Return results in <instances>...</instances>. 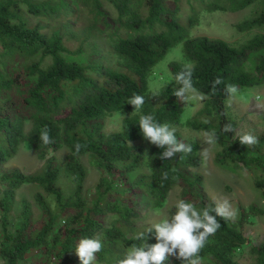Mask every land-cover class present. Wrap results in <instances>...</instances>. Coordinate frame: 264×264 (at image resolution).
I'll return each mask as SVG.
<instances>
[{
    "label": "trees",
    "instance_id": "1",
    "mask_svg": "<svg viewBox=\"0 0 264 264\" xmlns=\"http://www.w3.org/2000/svg\"><path fill=\"white\" fill-rule=\"evenodd\" d=\"M91 1L95 24L75 30L68 21L74 13L68 0H0L1 264H25L32 251L44 253L48 264L52 257L56 264H76L75 247L82 238L102 242L97 264H117L132 244L141 243L135 239L136 234L151 225L142 222L143 198L153 210H160L172 189L180 187V200L193 203L197 209L215 206L206 193L203 174L196 171L201 166L200 143L176 131L177 139L191 145L192 152L161 160L164 149L144 139L138 124L141 114H152L160 123L175 128L181 125L185 101L173 95L175 89L152 92L148 87L153 68L178 44H183V61L169 64L173 77L184 65L194 66V87L206 97L200 111L186 123L187 128L203 133L215 130L220 149L215 162L251 172L255 188L264 197V132L255 135L258 145H241L239 124L230 114L225 93L227 84L236 85L239 91L264 84V0H194L201 9L191 5L185 23L180 19L179 6L171 8L166 0H144L141 7H134L135 0H109L118 13L117 32L108 36L107 53L96 48L86 64L66 57L82 55L85 49L71 51L65 38L88 42L96 33L104 32L99 29L102 22L106 30L111 28L102 4ZM254 4L260 6L256 16L236 28L239 32H263L245 44L234 46L219 38L191 36L201 12L234 13ZM26 14L57 25L49 34L40 23L32 24ZM259 53L255 69L249 71L246 64ZM217 77L223 83L213 93L212 83ZM135 94L145 98L141 111H134L127 103ZM120 111L133 113L124 118L120 131L106 133L105 120ZM225 124H231L234 131L223 132ZM45 127L54 141L49 145L39 139ZM22 144L31 146L44 161L38 173L4 168ZM76 144L81 145L78 153ZM63 148L69 151L64 165L48 158L50 151ZM80 155H90L92 164L102 172L91 201L84 196L87 172ZM164 172H168V179H163ZM62 173L74 187L69 197L58 185ZM133 174L136 177L131 180ZM34 184L53 203L41 193L35 195L41 210L36 223L31 203L23 199L17 222L13 219L17 191ZM258 214L251 207L241 209L235 222L217 217L221 228L208 237L201 260L237 264V252L248 243L244 226ZM110 216L112 220L106 223ZM146 242L156 243L154 232L148 234ZM250 254L255 264H264V243L252 246ZM166 263L183 264L175 257H169Z\"/></svg>",
    "mask_w": 264,
    "mask_h": 264
},
{
    "label": "rangeland",
    "instance_id": "2",
    "mask_svg": "<svg viewBox=\"0 0 264 264\" xmlns=\"http://www.w3.org/2000/svg\"><path fill=\"white\" fill-rule=\"evenodd\" d=\"M37 2L57 0H33ZM74 9L73 15L70 16L69 22L72 24L73 29L80 30L87 26L95 24L92 1H78L68 0ZM103 7V11L107 16L109 26L111 28L105 29V22L100 24L99 29L104 30L95 34V37L88 42H83L80 39L69 40L65 38V45L71 51L75 52L82 47L85 49V53L82 55L72 54L66 57L70 60H75L81 63H88L91 53L98 48L99 51L107 53L108 49V36L116 34L118 25V13L109 0H98ZM166 3L171 8H180V19L182 22H186L192 6L197 9H201V6L194 0H166ZM144 4V0H135L134 7H141ZM192 5V6H191ZM259 4H254L245 10L240 12H201L199 25L192 29L191 36H208L211 38H219L227 41L231 45L240 46L245 44L248 40L253 38L258 33H262L263 30H253L249 32H239L236 26L254 16L259 11ZM143 12L147 9L142 8ZM26 18L32 24L40 23L45 27V32L51 33L56 27L57 23L46 21L26 14ZM97 30V29H96ZM99 32V30H97ZM120 34H122L120 32ZM95 38V39H94ZM183 44L176 45L165 58L157 64L149 77L148 87L152 92H158L163 88L169 87L176 89L179 86L175 83L173 74L169 69L171 62H182ZM260 55L255 54L250 57V60L246 64L249 71H253L257 64V57ZM259 95L261 101H264V84L259 87L247 88L242 91H238V94L226 100V104L229 107L231 116L238 122L239 127L237 130L238 135L244 133H252L258 135L264 132V102H257L255 97ZM204 99L201 100L197 96L193 95V98L185 101L184 113L181 117V125L176 127V131H179L182 136L187 140H194L200 143V159L201 166L196 170L202 173L205 178V190L207 195L214 200L228 199L234 209L238 211V217L240 216L241 209L249 210L254 207L259 211L256 217L249 218L248 222L244 226V235L248 240V243L237 252L235 261L237 264H255L254 257L250 254V248L252 246H259L264 243V197L261 192L255 188L254 175L242 169H236L230 165H219L215 162L216 154L219 152V147L215 145H207L204 143L205 136L203 132L195 131L187 128L186 123L196 115L202 108ZM133 112L120 111L116 112L105 120L104 131L108 134L118 132L121 130L122 122L124 118ZM30 126L27 127L29 130ZM208 148L209 155L205 160L202 157V149ZM69 155V151L65 148L57 152H49L48 158H55L58 164L64 165L66 158ZM79 161L84 165L87 176L85 180L84 196L88 201H91L95 196L96 186L98 185L102 172H100L93 164L90 155H80ZM44 161H40L38 153L31 148L28 144H22L19 147L17 155L5 165V169H19L25 174H35L40 171ZM144 172H147L144 170ZM136 177V174L131 175V180ZM59 187L64 191L65 197H69L73 191V184L70 179L65 177L62 173L58 182ZM182 188L174 187L169 195L168 201L164 207L160 210H153L149 201L146 198L141 200V209L144 218L143 224H152L163 218L168 213L174 211V205L180 200L182 194ZM41 193L50 203L53 200L43 191L39 185H25L17 191L16 203L13 210V219L15 221L20 220V203L23 199L28 200L32 205L33 218L36 223L41 219V210L35 203V195ZM112 217L106 219V223L110 222ZM142 225V224H141ZM77 259L76 264H81L76 253L74 254ZM202 264H216L209 259H202ZM1 262V261H0ZM49 260L41 251H32L28 254V259L25 264H48ZM1 264V263H0ZM93 264H97L96 261ZM165 264H171L166 263Z\"/></svg>",
    "mask_w": 264,
    "mask_h": 264
},
{
    "label": "clouds",
    "instance_id": "3",
    "mask_svg": "<svg viewBox=\"0 0 264 264\" xmlns=\"http://www.w3.org/2000/svg\"><path fill=\"white\" fill-rule=\"evenodd\" d=\"M193 73L194 66L186 64L181 71L174 75V81L179 86L173 93L177 99L187 101L193 98V95L201 100L206 98L204 94L198 93L194 87ZM221 83L223 81L219 77L213 81V93ZM238 91V87L234 84L225 86V93L229 99L235 97ZM255 99L257 102H264L261 101L259 95ZM127 103L133 106L134 111H141L145 98L135 94ZM138 124L144 139L156 147L164 149L159 157L161 160L173 159L178 153L188 155L192 152L191 145L177 139L175 127L167 122H158L152 114H141ZM222 131L227 133L234 131V129L231 124H225ZM204 136V143L210 146L215 145L219 139L215 130L206 132ZM39 139L44 145L54 143L46 127L41 130ZM239 142L241 145L254 147L259 144V139L249 132L240 135ZM74 147L77 153L81 149L80 144H76ZM208 155L209 149H202V157L205 160ZM168 175V172H164L163 179H168ZM173 178L175 179V177ZM217 217L224 221L235 222L238 211L233 208L228 199L218 200L214 207L202 209H197L193 203L181 199L175 203L174 211L136 234L135 239L141 243L132 244L117 264H165L169 257H175L181 260L183 264H202L200 253L205 247L208 237L215 235L221 228ZM153 232L156 243L148 244L146 242L148 234ZM102 250V242L94 238H82L75 247L76 255L81 264H93L97 253Z\"/></svg>",
    "mask_w": 264,
    "mask_h": 264
},
{
    "label": "built area",
    "instance_id": "4",
    "mask_svg": "<svg viewBox=\"0 0 264 264\" xmlns=\"http://www.w3.org/2000/svg\"><path fill=\"white\" fill-rule=\"evenodd\" d=\"M50 264H56V258L55 257H52Z\"/></svg>",
    "mask_w": 264,
    "mask_h": 264
}]
</instances>
